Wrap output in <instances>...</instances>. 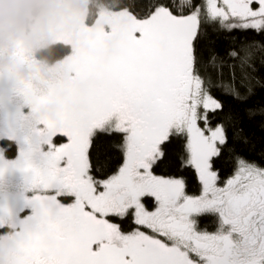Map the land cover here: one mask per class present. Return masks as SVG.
I'll use <instances>...</instances> for the list:
<instances>
[{"label":"snow or ice","instance_id":"1","mask_svg":"<svg viewBox=\"0 0 264 264\" xmlns=\"http://www.w3.org/2000/svg\"><path fill=\"white\" fill-rule=\"evenodd\" d=\"M234 30L264 37V0H123L72 79L0 99V177L24 184L0 264H264V145L243 126L264 106L215 95L264 89V40Z\"/></svg>","mask_w":264,"mask_h":264},{"label":"rangeland","instance_id":"2","mask_svg":"<svg viewBox=\"0 0 264 264\" xmlns=\"http://www.w3.org/2000/svg\"><path fill=\"white\" fill-rule=\"evenodd\" d=\"M86 6L87 0H50L42 15L0 35V99H3L5 108L24 104L29 96H44L54 83L72 79L68 64L75 49L90 29L102 22L105 15L115 11L101 7L94 21L87 24ZM58 24H62V31H57ZM14 33L15 37L7 38ZM57 38L70 45L67 54L51 63L34 57L36 49L56 41ZM4 56L8 60L13 58L10 66L15 67L16 72L11 70L6 73L4 70L5 75L1 74ZM23 194L22 178L13 176L6 170L0 177V206L11 205L14 208ZM4 259L5 264H10L7 254Z\"/></svg>","mask_w":264,"mask_h":264},{"label":"trees","instance_id":"3","mask_svg":"<svg viewBox=\"0 0 264 264\" xmlns=\"http://www.w3.org/2000/svg\"><path fill=\"white\" fill-rule=\"evenodd\" d=\"M179 2V0H178ZM123 4V0H87V8H86V23H92L97 17V14L101 7L118 10ZM225 37L228 36L227 33L223 34ZM232 35H235L241 39L247 37L248 39H256L257 41L264 40V37L257 35L254 31H240L234 30ZM228 44L227 39H222L220 41L221 50L226 47ZM70 51V45L63 41H55L47 44L46 46L36 49L34 52V57L38 60H42L48 63L59 60L65 54ZM216 97L218 99H222L226 104V111L228 107H231L233 110L238 111L241 115L244 114V110L247 108H259L264 106V89L257 88L256 94L253 95L247 102L240 103L238 101L233 100L228 96H221L219 92H217ZM261 118L258 116L254 120H249L247 117H244L243 126L246 130L247 135H249L253 142L256 145L257 155L259 154V150L262 145H264V129L260 127ZM171 165L166 164L162 165V172H168ZM187 176L191 177V172L186 173ZM196 185L193 183V188L195 189ZM209 230H211V226H209Z\"/></svg>","mask_w":264,"mask_h":264},{"label":"clouds","instance_id":"4","mask_svg":"<svg viewBox=\"0 0 264 264\" xmlns=\"http://www.w3.org/2000/svg\"><path fill=\"white\" fill-rule=\"evenodd\" d=\"M50 0H0V35L42 15Z\"/></svg>","mask_w":264,"mask_h":264},{"label":"flooded vegetation","instance_id":"5","mask_svg":"<svg viewBox=\"0 0 264 264\" xmlns=\"http://www.w3.org/2000/svg\"><path fill=\"white\" fill-rule=\"evenodd\" d=\"M56 29H57V31L59 32V31H62L63 29H62V24H58L57 26H56ZM16 36V34L14 33V34H9L8 36H7V38H12V37H15ZM59 40H61V39H59V38H57V40L56 41H59ZM7 42L8 43H10V41L9 40H7ZM55 42V41H54ZM6 54H7V52H5ZM11 61L13 62V58H10L9 60L7 59V57L6 56H4V59H3V67H2V72H1V74L2 75H5L4 74V70L6 71V73H9V71H14V72H16V69H15V67L14 68H11ZM18 73H19V70L17 71ZM8 75V74H7Z\"/></svg>","mask_w":264,"mask_h":264}]
</instances>
